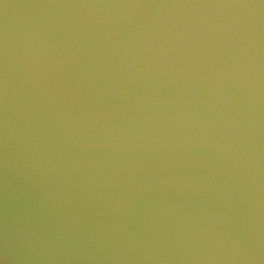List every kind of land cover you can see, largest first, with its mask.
I'll use <instances>...</instances> for the list:
<instances>
[{
	"label": "water",
	"instance_id": "95a60500",
	"mask_svg": "<svg viewBox=\"0 0 264 264\" xmlns=\"http://www.w3.org/2000/svg\"><path fill=\"white\" fill-rule=\"evenodd\" d=\"M0 264H264V0H0Z\"/></svg>",
	"mask_w": 264,
	"mask_h": 264
}]
</instances>
